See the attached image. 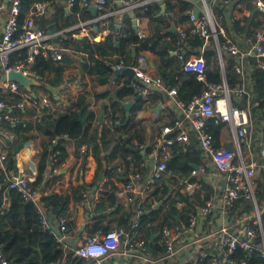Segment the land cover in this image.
Here are the masks:
<instances>
[{
  "label": "crops",
  "instance_id": "0c3cea01",
  "mask_svg": "<svg viewBox=\"0 0 264 264\" xmlns=\"http://www.w3.org/2000/svg\"><path fill=\"white\" fill-rule=\"evenodd\" d=\"M36 1L40 0H30L28 2V9L25 16L29 14L32 4ZM44 1L47 3L45 12L48 14H56L57 16L58 27H55V23L50 25V38L55 36L66 38L68 33L71 32L72 36L78 38L83 36L88 37L90 42L103 41L111 32H115L119 37L125 36V29L128 26L125 19L128 18L131 26L136 30L138 37L139 32H144L145 37L143 38H152L155 36L156 31L159 30L167 33L163 36V40L170 44L171 32H176L179 35L180 28L189 27L188 9L198 8L199 12L208 9L213 15L221 14L222 18L220 20H215L216 26L222 29V31L218 33V36L220 35L222 38L229 37L234 40L242 50L248 51V54L242 57L245 74L244 79L248 82V88H250L252 84L251 75L256 67L257 61L250 50L251 43L254 39V32L264 27V13L253 10L254 4L252 0H230L226 5L219 0H131L129 4H123L119 0H106L103 10L95 9V11H93L91 9L93 6L83 7L78 4L80 9L75 13L72 12V6L68 5L67 0ZM160 1L164 5V10L162 9ZM181 1L189 2L190 8L181 11L179 9ZM169 3L174 5L173 8L168 9ZM249 4L253 7L252 9L248 6ZM147 5L151 6L152 11H154L152 17L138 14V12H142ZM84 8H90L89 15L84 11L80 12V10H84ZM184 15L187 17L184 18ZM258 21H261V24H258ZM67 22L70 23L66 24ZM172 25L175 26V30H170ZM51 27H53L52 31L50 30ZM214 43L216 48H218L216 42ZM204 46L203 44V46L199 48V52L201 48L204 49ZM188 49L189 45H185L184 40V54ZM59 51L69 52L73 58L71 63L64 66L60 84L43 88V83H41L40 85L32 87L37 95L48 96L52 102V107L47 108V110L41 112V114L36 113L33 109L34 111L32 113L25 112L24 110L22 113H16L15 115L20 116V119L33 120L42 114L64 110L69 106L72 108L78 96L86 95L90 99L88 107L93 111L94 119L97 117L99 119V114L103 111L102 106H110V97L112 96L113 90L118 84L123 82L124 78H127L125 75L114 76V63L120 58L123 59L125 56L114 52L109 56L111 59H117L114 63L105 59V64L111 66L113 74L108 81L101 82L99 81L98 73H91L82 69V57L87 59V53L80 51L73 52L71 49L65 47H60ZM139 53H143L145 56L146 70L153 76H159L155 69L157 65L155 55L149 50H140L138 54ZM171 53L176 54V50H172ZM138 54L135 53L133 56V49H131V55L134 58H136ZM96 55L97 54H95V56ZM190 55L195 54L190 52L188 56ZM220 60L223 66V60ZM175 74L176 72H169L166 75L164 79L167 84ZM3 79V71L0 68V80ZM98 92H107V94L99 96L96 95ZM153 93H155L154 97L151 96ZM152 94L147 100L141 99L143 105L140 107L138 106L135 110L131 124H141L143 126L145 129L146 143H148L154 140L163 125L172 126V131H176L177 135L179 126H176L175 122L181 121V125H183L188 132V140L182 142L184 145L190 143V145L192 144V146L195 147V149H187V152L191 159L190 163L194 166L193 169L197 170L196 174L191 173L195 178L194 181H187V179L182 180L183 186L181 191L190 195L192 205L196 207L195 212L192 210L186 212L185 219L190 212H193L199 217V225L192 230L185 231L182 234L181 240L175 241L173 251L167 253L163 237L160 233L161 229L156 228L157 221L154 220L150 222L139 219L140 224L138 225L141 226H136L133 227L132 230H127V234L120 239L119 248L109 255L108 261L110 264H198L200 263L198 256L201 250L214 251V242L218 236L217 230L220 225L225 223L231 230L241 231L242 224L246 221L247 215L243 218L235 217L233 219L232 216H229V213L225 214L221 211L220 198L225 184L224 174L214 168L208 156L202 151L194 130L188 122L183 120L181 108L175 104L174 99H164L158 90L153 91ZM251 97L252 93H250L248 89L247 94L242 97L236 98V96H232L230 102L235 105L239 103L241 107L248 109L250 117V135L253 141H255V148L258 149L257 141L261 133H263L264 110H253L250 102ZM129 99L130 97H127L124 100L129 101ZM131 100H133L134 103L136 101L134 98ZM66 104L67 106H64ZM158 104L161 106L154 111L153 108ZM108 110L110 111V109ZM121 115L125 118L124 107L123 114L120 108H117L115 113H113V116H116L115 118L118 119H120ZM104 118L107 119V123L109 119H111L109 116L106 117L105 113ZM116 128L117 127H113L116 134L126 135L121 129ZM1 130L3 132L0 133V145L3 149L8 151L10 157L6 162L8 172L23 171L30 174L35 180L37 175V151L39 149L38 136L36 135L34 139L25 138L24 141H20L7 129L1 128ZM18 142H22V146L16 149ZM63 143L67 150V156L59 161L56 167L57 171H54L53 166L48 164L39 183L47 193L52 191H66L70 194V200L65 214L68 219V232L64 240L75 241V244L68 245L64 243L73 251L74 246L85 237L86 233L90 234L91 225L93 223H96L100 229L118 226L119 219L126 217L128 205H124L118 197L117 202L111 204L106 200L107 197L104 193V182L113 181L116 187L119 182H122L120 179L121 173L124 172V168L120 162L121 159L116 157L109 162V166L112 167L109 173L104 174L102 171L97 173L95 159L88 147L85 152H82L79 146L78 153L74 154L70 143L66 141H63ZM234 143V131L230 124L224 123L219 131L218 144L219 146L228 147V145H230L233 147ZM134 144L136 145L137 143L134 142ZM141 145L142 144H140V146L138 145L135 149L140 148L141 153L144 154ZM184 149H186L185 146ZM10 151L13 153L10 154ZM128 157L130 156L127 155V158ZM151 163L152 159L146 154L143 160L140 161L139 166L149 168ZM100 173H102L101 178H99ZM95 177L98 181L96 183L94 182ZM201 177H203L204 181H201ZM163 181L169 182V174L166 175ZM82 182L84 186L80 185ZM136 183L138 186L143 185L144 178L141 180L140 177L136 180ZM171 185L172 195H175L178 184L172 183ZM76 188H78L79 193H74V189ZM84 192L85 195L82 194ZM95 192L100 194V201L97 204L93 202V195ZM74 194L77 195V198H75ZM206 194H209V197H213L214 206L211 213L202 216L200 214V208L209 198L204 199ZM147 199H149L147 192H144L138 193L135 201L139 204L145 203ZM160 204L161 202L157 201L151 205L156 208ZM176 206L179 212L175 214V222L169 225H174L184 220L180 215L181 211H183L184 207L188 206V204L183 200H179ZM136 216L137 213L129 216L128 219L130 220V224ZM52 223L56 224V222L53 221ZM147 228H149L148 231ZM138 239H142L146 242L147 250L145 252L140 251L136 244ZM210 262L214 264L213 256L208 257L206 264H210Z\"/></svg>",
  "mask_w": 264,
  "mask_h": 264
},
{
  "label": "trees",
  "instance_id": "16d2710c",
  "mask_svg": "<svg viewBox=\"0 0 264 264\" xmlns=\"http://www.w3.org/2000/svg\"><path fill=\"white\" fill-rule=\"evenodd\" d=\"M30 0H22L20 11L17 15V23L20 26L25 13L28 9V2ZM242 1V0H239ZM245 1V0H243ZM173 4H168V9L173 8ZM250 6V4L248 5ZM190 8V3L181 1L179 9L184 11ZM252 9L253 7L250 6ZM78 0H75L72 5V12L78 11ZM86 12L90 14V8H84L80 12ZM151 6L147 5L142 12H138L146 17H152L154 14ZM187 16L184 15V18ZM264 17V15H263ZM34 21L45 28L49 32V27L52 23L57 25L56 14L43 13L42 15L34 17ZM127 27L125 29L126 35L119 37L115 32L109 33L103 41L90 42L88 37L83 36L81 38L72 36L69 32L66 38L55 36L50 38V41L59 50L60 47L71 49L73 52H84L88 54V58L82 57V69L91 73L99 74V81H108L113 70L110 65L105 64V59H108L111 63H114L117 59H111L109 56L114 52L119 55H124L123 61L125 63H131L135 61V58L131 55V49L138 54L140 50L151 51L157 60L155 67L157 75L165 78L169 72H176L175 76L168 82L169 86H173L176 90V94L183 102H189L196 96H199L205 88V82L193 78L191 74L182 70V60L178 58L177 53L172 54V50H176V41L180 38L176 32H171V43H166L163 40V36L167 33L156 31V34L152 38H139L136 30L130 24L129 19H125ZM73 22V21H72ZM67 22L66 24H69ZM261 24V21H258ZM189 45V49L185 52L184 57H187L190 52L197 55L199 54V48L203 46V37L198 34H189L182 39L183 47ZM223 38L219 35L218 41L221 43ZM95 54H97L95 56ZM25 57V49H19L11 54V60L23 59ZM221 57L223 60V66L220 63L218 50L213 40L209 44L204 46L203 58L205 61V74L206 81L208 82H220L225 78L227 84L233 85L235 81L239 79V74L235 71L234 63L236 61L235 56L221 51ZM73 58L69 52L60 51V58L56 59L51 51L46 55L38 53L34 55L33 62L30 67L32 70L41 75V81L43 88L48 86H55L60 84L61 75L64 66L71 63ZM252 84L250 88L251 108L264 110V77L262 70L256 67L251 75ZM137 82L135 78H124L123 82L113 90L110 97V108L106 105L102 106L103 113L106 117L111 119L115 118L117 108L121 109L123 114V107L121 102L130 97L129 100L137 95L136 87L134 83ZM249 87V86H248ZM156 93V92H155ZM155 93L150 95L154 97ZM107 92H98L96 95L104 96ZM148 96V98L150 97ZM90 102L89 97L86 95H80L77 97L74 105L70 109L59 110L42 114L36 119H18L14 123L9 121H3L0 124L1 128H5L13 133V136L20 141L25 140V135L28 133H35L38 136L39 149L37 151L36 167L37 175L34 183H39L42 179L44 170L48 165V160L52 157L56 149L59 150L58 160L61 161L67 156V150L63 143L66 141L70 143L72 152L78 153V147L81 144H86L90 149L95 162L97 173L102 171L104 174L109 173L112 168L109 166V162L118 157L121 159V164L125 169L121 173L122 181L129 179L130 170H139L141 173V180L146 178L149 168L141 167L140 161L143 160L145 155L150 151L151 145L146 143L145 129L141 124H131L134 117L135 110L138 106L143 105L141 98L136 100L133 107L130 110V115L126 124H123L124 116L120 117V124L116 129H121L126 135L116 134L115 129L107 123V119L99 120L98 117L94 119V113L89 109L88 104ZM241 107V104H237ZM110 109V111L108 110ZM34 110L31 107H27L25 112L32 113ZM12 113L20 114L22 111L18 108H14ZM84 120V121H82ZM209 130L213 135V143L216 146L218 144V135L220 128L224 125V122H215L213 118L207 119ZM264 133V126L262 128ZM62 134H67L66 138H62ZM169 135L173 138L170 144L171 156L167 161V170L169 171V182L158 180L154 183L151 189L148 190L147 195L149 199L145 203H139L137 201L128 205V212L126 217L120 218L118 227H123L125 230L130 228V220L128 219L131 214H136L138 209L140 213H137L139 219L144 221L153 222L156 220V228L161 229L164 225H169L175 222V214L179 212L176 203L179 200L185 201L188 206L184 207L181 211L180 217L184 220L187 211H196V207L192 205L190 195L181 191L183 186V179L187 181H194L195 178L191 175V171L194 166L190 163V157L188 156L187 149L194 148L190 143L184 145L182 141L176 139V131H172ZM56 138V142L52 143L51 140ZM134 142L137 144L135 145ZM130 144V145H128ZM140 144H145L144 154L141 153V149H135ZM184 146L186 149H184ZM198 152V150L196 149ZM13 152L10 151V154ZM127 155L130 157L127 158ZM192 157V156H191ZM8 170L0 167V181L4 180ZM201 181H204L201 177ZM94 182H98L96 177ZM177 183L178 188L175 191V195H172L171 184ZM104 193L106 200L113 204L117 202V196L115 194L116 184L113 181L104 182ZM84 186L82 182L80 184ZM74 193H79L78 188L74 189ZM255 199L256 204L260 210V217L263 223L264 229V168H261L258 178L255 181ZM77 198V195H75ZM79 196V194H78ZM209 194L204 196L207 199ZM44 206L48 213L53 214V222H56L58 218L66 214L68 202L70 200V194L66 191L56 192L52 191L41 197ZM102 199V197H101ZM160 201L161 204L154 208L151 204ZM120 208V207H118ZM146 210V211H145ZM253 210L252 203L240 197L237 199L233 207L229 211V216L233 219L239 217H245ZM140 224V223H139ZM141 226V225H138ZM99 227L96 223L91 225L90 234L93 233ZM150 228V227H149ZM147 228V231L148 229ZM102 230H107L104 228ZM0 248L6 254L9 262L14 264H44L50 260H58L59 264H87L88 262L77 255L73 254V251L63 242L57 240V236L51 229H44L38 219V213L36 206L31 201H24L19 192L14 189H8L6 191V200L2 203L0 192ZM244 256V252L241 249H237L231 255V258L235 262H238L240 258ZM248 264H264V258L261 256L260 250L247 254ZM208 257L200 260L198 264H206ZM211 264V262H210ZM223 264H231L224 262Z\"/></svg>",
  "mask_w": 264,
  "mask_h": 264
},
{
  "label": "built area",
  "instance_id": "2783aa9c",
  "mask_svg": "<svg viewBox=\"0 0 264 264\" xmlns=\"http://www.w3.org/2000/svg\"><path fill=\"white\" fill-rule=\"evenodd\" d=\"M123 4H129L131 0H119ZM224 5L230 0H219ZM75 0H67L69 6L74 4ZM22 0H0V68L3 74L10 70L22 71L23 74L34 77L41 81V75L31 69L34 55L41 53L46 55L52 52L56 59L60 58V51L56 49L50 41L49 32L44 27L39 26L34 17L42 15L47 9V3L44 0L36 1L32 4L30 12L24 17L21 25L17 23V15L20 11ZM106 0H78V4L83 7L94 6L97 10H103ZM254 7L264 13V0H252ZM195 9H188L187 15L190 25L187 28L179 29L180 38L176 41V53L182 60L181 68L188 72L193 78L205 82V88L199 96L194 97L189 102H183L176 94L173 86H169L161 76H153L146 70V59L143 53H139L132 64L134 70L133 78L137 94L140 98L147 100L148 96L158 90L164 99H174L176 105L181 108L183 120L188 122L195 132L198 143L202 151L208 156L211 164L218 171L224 174L225 184L220 198V209L223 213L228 214L238 198L243 197L249 200L253 205V210L247 215L246 221L242 224L241 231L231 230L230 227L223 223L217 230V238L214 244V251L201 250L198 259L213 256L214 264H248L247 254L260 250L264 258V229L260 217V210L255 199V181L259 176L261 168H264V135L261 133L258 138V149L255 148L249 129V111L246 108L232 104V96L242 97L248 92V82L244 79V68L242 57L248 54V51L242 50L238 44L229 37H223L221 43L218 41V33L222 31L215 24V20L222 18L221 14L213 15L208 9L194 12ZM84 29V28H83ZM189 34H198L203 37V44L207 45L211 40L218 44V54L221 57V51L236 57L234 64L235 71L239 74V79L233 85H228L226 80L220 82L206 81L205 61L203 58V48L199 54L184 57V47L182 39ZM139 37H145L144 32H139ZM25 49L23 59L11 60V54L19 49ZM256 58L258 67L263 72L264 77V27L254 32V39L250 48ZM221 61V60H220ZM122 58L114 63V69H121L128 66ZM222 65V62H221ZM33 87V86H32ZM27 89L15 80H8L6 77L0 80V124L3 121L14 123L21 117L12 113L14 108L24 111L31 107L36 113L41 114L52 107V102L48 96L37 95L33 88ZM126 103L127 100H124ZM64 106H67L64 105ZM66 109H70V106ZM64 109V110H66ZM213 118L215 122H224L231 125L234 131V146L229 149L225 146H216L213 143V135L209 130L207 119ZM108 123L114 127L120 124V119H109ZM179 126L176 138L186 142L188 132L181 125V121L175 122ZM173 127L163 125L154 140L149 141L151 145L148 157L152 159L150 171L144 179V183L138 186L136 180L141 177L139 170H130L129 179L117 184L115 193L124 205L132 204L137 198L138 193L148 192V190L158 180H163L169 174L167 170V161L170 158V144L173 138L169 135ZM3 132L0 128V133ZM66 138L67 134H62ZM56 138L51 140L56 142ZM141 147L143 151L145 144ZM87 150L86 144L80 145V151ZM59 150L56 149L48 164L56 167ZM9 153L0 145V167L7 170L6 162L9 159ZM125 171V169H123ZM197 170L193 169L192 174ZM16 189L24 201H31L36 206L38 219L44 229H51L49 213L43 204L42 196L47 191L40 183H34L30 174L23 171L8 172L4 180L0 181V192L2 203L6 200V191ZM85 195V192L82 193ZM100 194L95 192L93 202L99 203ZM214 199L209 197L204 205L200 208V214L206 216L213 211ZM264 209V206H263ZM138 209L137 213H140ZM139 216L130 224L128 230L138 226ZM68 219L62 215L56 221L55 228L57 231V240L63 241L68 232ZM199 225L197 214L190 212L186 220L179 221L174 225H164L160 233L163 237L166 252L173 251L175 241L181 240L185 231L192 230ZM52 230V229H51ZM53 231V230H52ZM127 234L123 227L113 226L107 230L100 228L93 233L85 235L77 245L74 246L73 254L84 258L88 264H110L109 255L117 250L120 245V239ZM140 251L147 250V244L144 240L136 241ZM237 249L244 252V256L235 262L231 255ZM9 260L3 250L0 248V264H7ZM44 264H59L58 260H50Z\"/></svg>",
  "mask_w": 264,
  "mask_h": 264
},
{
  "label": "water",
  "instance_id": "95a60500",
  "mask_svg": "<svg viewBox=\"0 0 264 264\" xmlns=\"http://www.w3.org/2000/svg\"><path fill=\"white\" fill-rule=\"evenodd\" d=\"M160 3H161V1H160ZM161 5H162V9L164 10V5L162 3H161ZM91 9L93 11H95L96 8L93 6V7H91ZM253 10H257V8L254 7ZM194 12L196 14L199 13V9L196 8ZM50 30L52 31L53 30V27H51ZM170 30H175V26L172 25L171 28H170ZM217 47H218V44H217ZM134 55H135V51L133 50V56ZM132 64H133V62L129 63L128 66L122 67L121 69H114V76L125 75L128 79L133 78L134 70L131 67ZM5 77L8 80H15V81L19 82L21 85H23L27 89H30L32 86L40 85L42 83V81L37 80L34 77H29V76L23 74L22 71L10 70V71H8L6 73V75L3 74V78H5ZM223 80H225L224 77H223ZM139 98H140V95L139 94H137L134 97L135 100H139ZM121 104H122V106L125 109V118H124L123 124H126L127 121H128L129 115H130V110H131V108L134 105V101L133 100H129L126 103L122 101ZM159 106H161V105L158 104L157 106H155L153 108V110L156 111ZM103 118H104V113H103V111H101L100 114H99V119L103 120ZM82 121H84V120H82ZM35 136H36L35 133H28V134L25 135V138H27V139L28 138L34 139ZM21 146H22V142H18L17 145H16V149H19ZM135 148H137V147H135ZM228 148L231 149L232 147L230 145H228ZM101 174L102 173L99 174V178H101ZM49 220H50V227H51V229L54 231V233L57 234L55 225L52 223V220H53V214L52 213H49ZM63 242H65L68 245H74L75 244V241H70V240H63ZM7 264H14V263L9 262Z\"/></svg>",
  "mask_w": 264,
  "mask_h": 264
}]
</instances>
